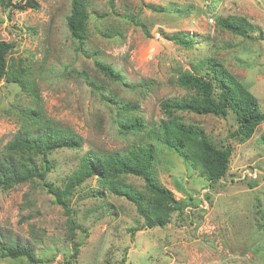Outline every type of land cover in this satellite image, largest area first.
Wrapping results in <instances>:
<instances>
[{
	"label": "rangeland",
	"instance_id": "rangeland-1",
	"mask_svg": "<svg viewBox=\"0 0 264 264\" xmlns=\"http://www.w3.org/2000/svg\"><path fill=\"white\" fill-rule=\"evenodd\" d=\"M37 1V9L0 4V40L13 44L8 66L37 97L31 87L0 80V154L16 132L36 128L26 116L41 108L81 138L79 148L47 155L53 164L47 181L61 186L88 150L102 156L150 142L154 176L184 206L165 225L146 227L135 205L110 192L96 173L69 198L78 225L71 240L69 216L42 180L0 188V232L28 242L38 260L0 257V264H264V121L240 139L230 137L237 128L230 110L224 117L178 113L217 147H231L225 175L212 184L195 158L184 159L147 134L165 118L162 100L189 94L176 83L178 74L209 56L257 97L264 114V0H87L80 41L66 24L71 0ZM227 16L246 17L249 37L222 28L218 20ZM166 34H182L189 45ZM96 62L110 65L120 80L106 77ZM132 117L146 128L124 131ZM123 181L145 192L141 178ZM73 242L80 244L74 259Z\"/></svg>",
	"mask_w": 264,
	"mask_h": 264
},
{
	"label": "trees",
	"instance_id": "trees-1",
	"mask_svg": "<svg viewBox=\"0 0 264 264\" xmlns=\"http://www.w3.org/2000/svg\"><path fill=\"white\" fill-rule=\"evenodd\" d=\"M0 4L4 8L19 10L39 7L37 0H26L25 3L0 0ZM146 7L154 11L163 9L151 4H146ZM87 17V0H71L66 24L70 34L79 41L85 34ZM218 24L234 34L246 37H249L252 29L251 22L244 16L221 17ZM166 37L184 46L189 45L187 38L182 34H166ZM12 47V43L0 40V80L5 78L27 90L31 86L24 82L23 76L8 66L6 56ZM96 68L109 79L120 80V75L110 65L96 62ZM176 83L188 90L189 94L162 100L160 108L165 118H162L157 126L149 128L147 134L173 149L180 157L196 159L212 184L225 175L231 147L227 144L217 147L202 130L185 122L178 113L224 117L230 110L237 121V128L230 133V137L240 139L252 135L254 129L264 121V114L259 108L257 97L215 57L204 58L194 64L192 69L181 71ZM33 88L31 87L30 93L36 97V89ZM26 117L30 120V126L36 128H24L16 132L6 146L7 151L0 154V188L5 190L17 184L42 180L43 187L52 195L54 203L60 205L69 216V239L74 238L75 230L78 229L69 198L76 186L96 173L99 182L110 192L126 197L135 205L146 227L165 225L171 212L184 206L182 202L175 200L171 191L154 176L152 165L155 147L150 142L134 143L125 153L107 152L102 156L98 152L88 150L64 183L61 186L54 185L46 180L47 173L53 168L47 155L59 148H79L81 138L56 126L41 108L34 109ZM125 123L124 131H141L147 126L140 117H132ZM260 141L264 143V135L260 137ZM126 175L141 178L145 192L136 189L132 184L125 185L123 180ZM79 246L78 242L72 243L71 258H76ZM0 257H25L30 263L38 261L33 247L22 238L11 236L8 230L0 232Z\"/></svg>",
	"mask_w": 264,
	"mask_h": 264
}]
</instances>
